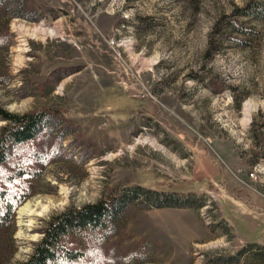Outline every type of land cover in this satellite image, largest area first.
Wrapping results in <instances>:
<instances>
[{"label":"rangeland","instance_id":"rangeland-1","mask_svg":"<svg viewBox=\"0 0 264 264\" xmlns=\"http://www.w3.org/2000/svg\"><path fill=\"white\" fill-rule=\"evenodd\" d=\"M25 1L37 20L0 13V106L58 112L38 149L64 137L34 176L10 177L35 155L1 164L21 205L54 207L20 221L14 209L0 264L26 259L49 216L110 191L129 201L78 264H264V13L233 14L249 0ZM136 186L180 206L146 207Z\"/></svg>","mask_w":264,"mask_h":264},{"label":"trees","instance_id":"trees-1","mask_svg":"<svg viewBox=\"0 0 264 264\" xmlns=\"http://www.w3.org/2000/svg\"><path fill=\"white\" fill-rule=\"evenodd\" d=\"M35 11V8H29L28 10L25 0H0V13H4L6 16L12 15L35 21L38 19V14H35ZM263 13L264 0H249L244 6L236 7L233 14L248 17ZM1 28L3 31L6 30L5 23L0 21ZM237 29V31H242L239 28ZM0 35H2L0 36V44H5L8 34L4 32ZM67 74H69V70L62 72L61 75L65 76ZM8 80L9 76L6 72H3L0 76V83L7 84ZM58 116L61 117L56 110L48 107L14 113L0 106V121L3 122L0 124V166L13 155L14 151L15 154L19 150V152L23 151L24 155H20L23 159H27L29 154L36 156L32 157L33 162L30 159L31 165L16 166L15 172L10 177L18 174L20 176L22 174L34 176L38 169L34 167V163L45 162L56 155V148L51 145L64 137L61 130L58 134H55L56 136L52 139L54 142L49 144L48 149L45 151L32 144L39 139L41 145L44 144L45 137L50 135L48 132L53 131L55 125L58 126L61 123ZM129 190L132 194L130 199L138 194L139 197L143 198H141L140 203H143L146 207L180 206L179 202L175 200L176 198H171L174 197L173 194L161 193V196H159L156 192L140 186L131 187ZM112 193L110 191L91 204L83 205L77 209L66 208L55 215L49 216L38 228L41 236L33 243L31 252L26 259L18 264H78L82 262L86 250L81 247V241L93 240L95 237L99 239V237L102 238L107 232L111 231L113 219L129 201L128 196H125V194L116 196ZM24 199L25 195L14 191L9 192L0 187V229L4 226L9 227L11 225L12 227L14 209L21 205ZM96 232L97 235L94 234ZM230 262L232 260L228 258L221 263Z\"/></svg>","mask_w":264,"mask_h":264},{"label":"bare ground","instance_id":"bare-ground-1","mask_svg":"<svg viewBox=\"0 0 264 264\" xmlns=\"http://www.w3.org/2000/svg\"><path fill=\"white\" fill-rule=\"evenodd\" d=\"M37 30H40V29H37L36 28V29H31L30 30L31 31V35L33 37H37V33H36ZM25 31H28V30L25 29ZM38 33H39V31H38ZM251 108H252V106L248 102H246L244 104V111H245V114H246L247 117L250 116ZM61 195L63 196V201L66 200L67 199V189L61 188ZM53 207H54L53 206V202H52V204L51 203H49V204H42L41 202L36 201L33 204L31 201H27L26 203H24L23 205H21L20 208H19V211H18L19 221H20V219L24 215H30V214H33L34 213L36 216H40V215H42V213L48 212V210L51 209V208H53ZM37 209H39V210H37ZM35 211H38V212H35Z\"/></svg>","mask_w":264,"mask_h":264},{"label":"built area","instance_id":"built-area-1","mask_svg":"<svg viewBox=\"0 0 264 264\" xmlns=\"http://www.w3.org/2000/svg\"><path fill=\"white\" fill-rule=\"evenodd\" d=\"M250 175H252V173Z\"/></svg>","mask_w":264,"mask_h":264}]
</instances>
